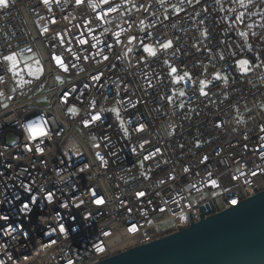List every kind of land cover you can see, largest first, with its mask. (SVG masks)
Wrapping results in <instances>:
<instances>
[{
  "label": "built area",
  "instance_id": "2783aa9c",
  "mask_svg": "<svg viewBox=\"0 0 264 264\" xmlns=\"http://www.w3.org/2000/svg\"><path fill=\"white\" fill-rule=\"evenodd\" d=\"M263 4L0 7V264H92L200 221L203 207L219 213L263 191L264 27L251 23ZM22 54L41 63L39 78ZM184 73L191 79L174 81ZM35 121L46 124L42 141L26 130Z\"/></svg>",
  "mask_w": 264,
  "mask_h": 264
},
{
  "label": "water",
  "instance_id": "95a60500",
  "mask_svg": "<svg viewBox=\"0 0 264 264\" xmlns=\"http://www.w3.org/2000/svg\"><path fill=\"white\" fill-rule=\"evenodd\" d=\"M213 212L203 207L200 221L92 264H264V190Z\"/></svg>",
  "mask_w": 264,
  "mask_h": 264
},
{
  "label": "snow or ice",
  "instance_id": "6c2138e0",
  "mask_svg": "<svg viewBox=\"0 0 264 264\" xmlns=\"http://www.w3.org/2000/svg\"><path fill=\"white\" fill-rule=\"evenodd\" d=\"M48 2H49V0H44V3L45 4H47ZM81 2H82V0H77V3L78 4L81 3ZM104 2L105 3H108V0H104ZM8 6H9L8 5V0H0V7L7 8ZM112 10L115 11V9H112ZM131 42L132 41L129 40V43H131ZM80 43L83 44V43H86V41L81 40ZM169 47H171V42H168V43H165V44L162 45V48H164V49H167ZM144 51L147 52V53H149L152 56H155L156 55V51L152 47H150V46L145 45L144 46ZM105 59H107V57H105ZM4 60L10 62L11 67L13 69L16 67V57L14 55L5 56L4 57ZM56 62H57V64H58L59 67L64 68L63 62L59 58H56ZM247 65H248V61H246V60L239 61V67L241 69L246 70ZM40 71H41V69H39V68H36L35 71H32L30 69L29 70V74L30 75H34V76H37L40 73ZM176 71H177L176 68H171V73L172 74H175ZM185 78L191 79L189 77L188 73H184L183 76H174V81L175 82H179L181 80H184ZM217 78H219V77H217ZM95 79H99V77H95ZM206 86L207 85H206V82L205 81H200V93H201V95H207V93L204 91V89H205ZM180 95L183 96L184 93L183 92H180ZM4 106L7 107V105H4ZM181 107H183V105H181ZM70 111L75 112L76 109L73 108V109H70ZM112 111H114L115 114L117 115V117H119V111L118 110L113 109ZM100 119H101V116L100 115H93L92 116V120L93 121H99ZM26 130L29 133L30 140H32V141H36L38 139H40L42 141V139L48 135V130L46 128V124H45V122H42V121H35V122L31 123V124H28ZM138 130H141V129H138ZM142 146L143 145H141V147ZM29 151H31V149H29ZM36 151L37 152H41L42 151V149L39 147V145H37ZM145 159H148V157H145ZM212 183H213V186L215 187L216 186L215 181H213ZM93 195H95V193H93ZM139 195L142 196V195H144V193H139ZM49 200H51V196H49ZM95 203L102 204L103 203V200L97 199L95 201ZM232 203L235 204L236 202L235 201H232ZM24 207L27 208L28 205L26 204V205H24ZM60 231L63 232L64 231V228L61 227Z\"/></svg>",
  "mask_w": 264,
  "mask_h": 264
},
{
  "label": "rangeland",
  "instance_id": "374dc122",
  "mask_svg": "<svg viewBox=\"0 0 264 264\" xmlns=\"http://www.w3.org/2000/svg\"><path fill=\"white\" fill-rule=\"evenodd\" d=\"M165 44V43H164ZM20 58L22 59V61L26 62L25 64V70L29 73V70L31 69L32 71H35L36 68L41 69L40 73L37 76L34 75H30L32 78H39L42 74L43 68L41 66V63L39 61L33 60L31 61L32 56L31 55H20ZM38 62V63H37ZM16 64H18V59H16ZM12 73L14 75V79L16 82H18V86H20V82H21V78L19 75V69L18 68H12ZM179 76V75H177ZM182 89V87H181ZM128 128V127H127ZM9 142L10 143H16L17 142V137L16 136H12L9 138ZM171 225V222H167L165 223L163 226L164 228H168Z\"/></svg>",
  "mask_w": 264,
  "mask_h": 264
},
{
  "label": "trees",
  "instance_id": "16d2710c",
  "mask_svg": "<svg viewBox=\"0 0 264 264\" xmlns=\"http://www.w3.org/2000/svg\"><path fill=\"white\" fill-rule=\"evenodd\" d=\"M254 7H256V5ZM251 23H253V25L256 26V28L258 29V32L260 31V29H263V27H264V13L260 12L257 15H252ZM260 35H261V33H260Z\"/></svg>",
  "mask_w": 264,
  "mask_h": 264
}]
</instances>
